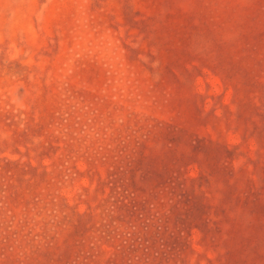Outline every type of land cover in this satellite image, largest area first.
I'll return each mask as SVG.
<instances>
[{
  "label": "rangeland",
  "instance_id": "1",
  "mask_svg": "<svg viewBox=\"0 0 264 264\" xmlns=\"http://www.w3.org/2000/svg\"><path fill=\"white\" fill-rule=\"evenodd\" d=\"M0 264H264V0H0Z\"/></svg>",
  "mask_w": 264,
  "mask_h": 264
}]
</instances>
